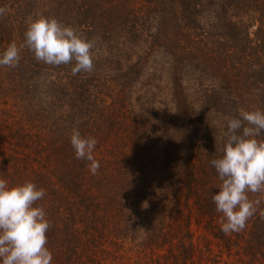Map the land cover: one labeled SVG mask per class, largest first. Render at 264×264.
<instances>
[{"label": "trees", "instance_id": "16d2710c", "mask_svg": "<svg viewBox=\"0 0 264 264\" xmlns=\"http://www.w3.org/2000/svg\"><path fill=\"white\" fill-rule=\"evenodd\" d=\"M82 1L56 0L59 19L81 20L101 39L110 25L103 1ZM155 1L165 24L161 64L144 71L114 42H94L104 56L93 62L110 95L107 117L94 128L70 124L64 111L62 147L55 154L49 144L52 155L38 156L33 183L46 195L35 206L50 223L52 264H264V196L250 193L262 200L257 213L225 235L212 199L221 181L210 164L222 154L226 118L264 111V0ZM4 8L2 22L11 12ZM12 21L0 25L1 50L24 42L26 24ZM74 129L97 140L95 175L75 156ZM3 179L18 185L16 176Z\"/></svg>", "mask_w": 264, "mask_h": 264}, {"label": "rangeland", "instance_id": "374dc122", "mask_svg": "<svg viewBox=\"0 0 264 264\" xmlns=\"http://www.w3.org/2000/svg\"><path fill=\"white\" fill-rule=\"evenodd\" d=\"M101 1L110 25L100 13L99 21L109 26L98 40L93 38L98 31L88 29L80 23L81 20L59 19L56 0H0V8L10 6L6 22L12 18V22L25 23L27 27L37 18H55L93 43L114 42L117 50L130 58L135 66L143 63L144 71H149L155 62L161 64L164 58L160 46L164 41L158 36V31L165 30V24L159 9L155 8L156 1L115 0L116 8L115 2L112 5L107 0ZM5 20L0 21V25L5 26ZM17 29V39L20 40L22 31L18 25ZM10 43L6 42L4 50L0 47V55ZM15 43L18 46L23 44ZM92 52L99 55L97 61L104 59L96 46ZM20 57L17 67L0 66V179L10 174L19 178L18 184L34 182L42 164L37 163L38 156L40 153L45 156L51 154L49 144L55 145V154L62 147L66 137L60 128V115L64 111L70 112L67 117L70 124L82 119L98 128L111 106L110 95L101 80V65L97 62H93L92 71L73 75L74 61L59 66L47 65L38 62L27 47L21 48ZM148 80L147 77L140 82L146 84ZM40 145L44 148L40 149ZM95 157L100 162L97 154Z\"/></svg>", "mask_w": 264, "mask_h": 264}, {"label": "clouds", "instance_id": "9594fccd", "mask_svg": "<svg viewBox=\"0 0 264 264\" xmlns=\"http://www.w3.org/2000/svg\"><path fill=\"white\" fill-rule=\"evenodd\" d=\"M6 12V8H0V17ZM23 47L47 65L74 61L73 75L90 72L94 66V43L55 18L32 20L23 44L10 43L0 55V66L17 67ZM226 129L222 154L210 164L221 181L212 199L215 210L222 215L221 231L229 235L243 231L262 203L259 198L250 199L249 194L264 196V140L257 139L264 132V111L241 109L238 118H226ZM70 144L76 158L87 161L89 171L95 175L100 167L93 155L97 140L74 129ZM45 195L46 191L33 182L10 186L0 179V264H52V253L46 247L50 223L45 210L35 206ZM261 215L264 217V213Z\"/></svg>", "mask_w": 264, "mask_h": 264}]
</instances>
